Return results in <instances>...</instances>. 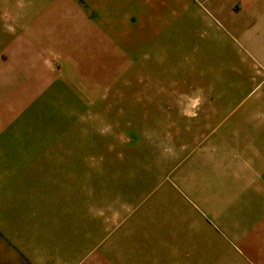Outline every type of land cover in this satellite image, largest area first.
<instances>
[{
	"label": "rangeland",
	"instance_id": "1",
	"mask_svg": "<svg viewBox=\"0 0 264 264\" xmlns=\"http://www.w3.org/2000/svg\"><path fill=\"white\" fill-rule=\"evenodd\" d=\"M129 1L0 0V189L8 223L29 220L24 264H264L208 211L230 186L200 176L263 67L250 82L240 60L231 85V45L215 68L214 30L194 24L139 44Z\"/></svg>",
	"mask_w": 264,
	"mask_h": 264
},
{
	"label": "crops",
	"instance_id": "2",
	"mask_svg": "<svg viewBox=\"0 0 264 264\" xmlns=\"http://www.w3.org/2000/svg\"><path fill=\"white\" fill-rule=\"evenodd\" d=\"M96 2L102 3L101 0H87L88 7ZM128 4L134 7L138 21L139 44L159 48L168 43L170 30L197 26L214 30L219 52L210 53L215 56V68L219 66L222 40L231 45L230 59L225 58L229 63L223 73L231 85L237 82L240 60L250 63L247 72L250 82H254L256 74L251 62L259 63L264 69V0H131ZM144 35L152 40L143 42ZM200 50L201 54L206 53V48L205 52ZM204 58L202 56L201 60ZM233 77L236 78L234 84ZM259 87L261 98L252 104H242L240 119L224 125L215 135L213 146L208 148L212 158L208 169L212 171L200 173L201 178L206 179L202 181L205 184L230 186L226 199L231 203L223 206V213L216 206L208 211L250 260H264V79L254 87L252 94H257ZM0 184L11 182L0 177ZM8 199L6 189L1 188L0 230L5 234L0 231V264H24L22 250L29 234L22 225L29 220L23 219L17 228L9 224L8 217L4 218L8 216ZM239 234L245 236L239 237ZM10 238L16 245H9ZM220 241V245H225ZM36 264H44V260Z\"/></svg>",
	"mask_w": 264,
	"mask_h": 264
}]
</instances>
